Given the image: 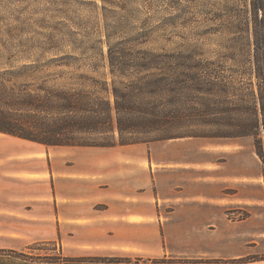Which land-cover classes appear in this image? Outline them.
Instances as JSON below:
<instances>
[{
	"label": "rangeland",
	"instance_id": "obj_1",
	"mask_svg": "<svg viewBox=\"0 0 264 264\" xmlns=\"http://www.w3.org/2000/svg\"><path fill=\"white\" fill-rule=\"evenodd\" d=\"M255 13L258 18L262 14L255 0H0V68L57 60L70 66H43L40 75L58 78L57 83L86 85L88 80L79 75L110 82L108 44L131 41L136 49L182 53L165 64L166 70L175 65L180 82L187 73L206 88L219 84L215 91L195 92L190 106L180 97L175 107L184 112L192 107L196 110L188 119L189 129L222 134L257 119L256 137L264 154V89L258 78L264 21H256ZM254 139L252 135L187 137L174 142L189 145L199 163L207 160L209 143L222 142L231 152L244 154L248 168L254 157L262 173L264 163L255 152ZM221 154L219 159L228 160L233 167L234 157L229 160ZM198 169L201 182L206 175ZM258 185L263 194L261 206L224 209L226 224L211 225L215 230L208 231V242L171 237L165 243L162 239L169 252L152 250L151 263L264 264V176L256 184L247 182L244 189L246 194H254ZM245 219L251 224L239 222ZM254 226H261L260 235L248 232ZM228 231L231 239H223ZM237 233L243 234L241 239L235 238ZM156 241L161 240L152 237V246ZM202 248L209 254L196 253ZM27 249L23 257L36 262L61 257L56 241L33 243Z\"/></svg>",
	"mask_w": 264,
	"mask_h": 264
},
{
	"label": "crops",
	"instance_id": "obj_2",
	"mask_svg": "<svg viewBox=\"0 0 264 264\" xmlns=\"http://www.w3.org/2000/svg\"><path fill=\"white\" fill-rule=\"evenodd\" d=\"M181 139L49 146L0 132V264H152V250L169 252L162 239L208 242L211 225L226 224L224 209L263 204L261 186L249 195L244 189L262 178L254 157L248 168L244 154L217 142L199 163L189 145L174 142ZM221 153L234 157L233 167ZM248 230L260 235L261 226ZM152 237L161 241L152 246ZM44 241L59 243V261L23 257Z\"/></svg>",
	"mask_w": 264,
	"mask_h": 264
},
{
	"label": "trees",
	"instance_id": "obj_3",
	"mask_svg": "<svg viewBox=\"0 0 264 264\" xmlns=\"http://www.w3.org/2000/svg\"><path fill=\"white\" fill-rule=\"evenodd\" d=\"M255 1L262 10L259 18L255 13V19L263 23L264 0ZM107 47L110 82L79 75L88 84L75 85L40 75L43 66H70L57 60L0 68V132L49 146L101 147L187 137L252 135L255 152L264 163L261 142L256 137L257 119L222 134H201L189 129L188 119L195 116L196 110L192 107L184 112L175 107L176 103L182 97L190 106L195 92L215 91L219 84L206 88L187 73L180 82L175 65L166 70L165 64L182 53L136 49L131 41ZM259 62V86L264 89V49Z\"/></svg>",
	"mask_w": 264,
	"mask_h": 264
}]
</instances>
